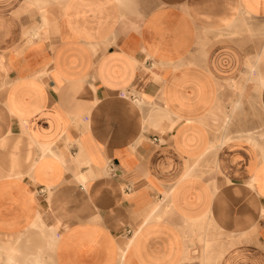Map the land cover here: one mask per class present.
Returning a JSON list of instances; mask_svg holds the SVG:
<instances>
[{"label":"crops","instance_id":"1","mask_svg":"<svg viewBox=\"0 0 264 264\" xmlns=\"http://www.w3.org/2000/svg\"><path fill=\"white\" fill-rule=\"evenodd\" d=\"M52 1L0 0V264H264V0Z\"/></svg>","mask_w":264,"mask_h":264},{"label":"rangeland","instance_id":"2","mask_svg":"<svg viewBox=\"0 0 264 264\" xmlns=\"http://www.w3.org/2000/svg\"><path fill=\"white\" fill-rule=\"evenodd\" d=\"M61 1V2H60ZM71 1V0H70ZM69 0H53L52 3L48 2L50 5H54L56 8H61V9H64V7H67L69 6V3H70ZM59 2V3H58ZM64 2V3H63ZM65 4V5H64ZM59 5V7H58ZM62 5V6H61ZM254 76L257 77V78H260L259 74H255V69H254Z\"/></svg>","mask_w":264,"mask_h":264},{"label":"bare ground","instance_id":"3","mask_svg":"<svg viewBox=\"0 0 264 264\" xmlns=\"http://www.w3.org/2000/svg\"><path fill=\"white\" fill-rule=\"evenodd\" d=\"M43 1H46V0H43ZM64 1V0H63ZM39 2V1H38ZM41 2H42V0H41ZM61 2V1H60ZM47 3V2H46ZM59 3V2H58ZM64 3V2H63ZM42 4V3H41ZM49 4V3H48ZM37 5V4H36ZM46 5V4H45ZM45 5H43L44 7H45ZM65 5V4H64ZM40 6V5H39ZM47 6V5H46ZM62 6V5H61ZM41 7V6H40ZM58 7H59V5H58ZM46 8V7H45ZM53 8V7H52ZM45 10V9H44ZM44 10H42V12L44 11ZM66 10H67V7H65L64 8V10H63V13H61L62 14V16L64 15V14H66ZM49 11V10H48ZM54 11V10H53ZM60 11V10H59ZM41 12V13H42ZM53 14V13H52ZM50 18V17H49ZM53 19V18H52ZM46 20H48V17H46L45 16V19L43 20V23H44V25L46 24ZM41 24V23H40ZM44 27V26H43ZM43 27H42V29H43ZM45 29H47V31L49 30L48 28H46V27H44ZM38 32H39V29H37L36 31H35V33L36 34H38ZM34 33V32H33ZM39 35V34H38Z\"/></svg>","mask_w":264,"mask_h":264}]
</instances>
